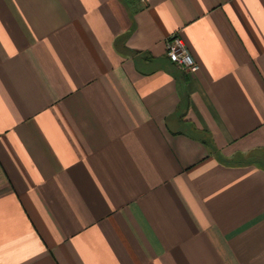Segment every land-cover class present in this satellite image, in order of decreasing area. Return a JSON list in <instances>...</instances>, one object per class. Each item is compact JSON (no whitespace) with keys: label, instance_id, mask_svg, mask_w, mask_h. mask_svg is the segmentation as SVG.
<instances>
[{"label":"crops","instance_id":"0c3cea01","mask_svg":"<svg viewBox=\"0 0 264 264\" xmlns=\"http://www.w3.org/2000/svg\"><path fill=\"white\" fill-rule=\"evenodd\" d=\"M0 264H264V0H0Z\"/></svg>","mask_w":264,"mask_h":264},{"label":"built area","instance_id":"2783aa9c","mask_svg":"<svg viewBox=\"0 0 264 264\" xmlns=\"http://www.w3.org/2000/svg\"><path fill=\"white\" fill-rule=\"evenodd\" d=\"M166 54L169 60L185 72H192L195 61L182 38L176 34L170 35L165 40Z\"/></svg>","mask_w":264,"mask_h":264}]
</instances>
